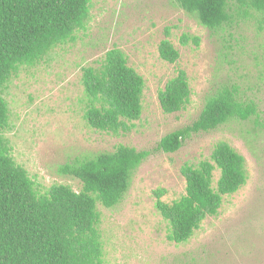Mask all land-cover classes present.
<instances>
[{"label":"rangeland","instance_id":"1","mask_svg":"<svg viewBox=\"0 0 264 264\" xmlns=\"http://www.w3.org/2000/svg\"><path fill=\"white\" fill-rule=\"evenodd\" d=\"M245 1L230 0L232 22L211 30L175 0H93L89 26L76 42L55 48L9 83L12 128L6 135L16 161L44 190L63 183L79 191L80 180L63 168L118 144L149 151L121 203L100 205L105 264H264V24ZM166 38L179 49L176 62L161 57ZM115 47L146 80L142 116L130 132L119 134L85 120L82 82L83 68L97 65ZM181 69L190 79L191 102L166 113L159 92ZM223 84H237L245 98L258 103L260 116L192 132L179 150L165 151L162 139L190 125L209 93ZM222 140L245 156L248 182L225 196L219 214L206 218L188 242L170 241L156 192L168 202L180 198L186 192L182 166L210 159ZM219 177L216 171L215 186Z\"/></svg>","mask_w":264,"mask_h":264},{"label":"trees","instance_id":"2","mask_svg":"<svg viewBox=\"0 0 264 264\" xmlns=\"http://www.w3.org/2000/svg\"><path fill=\"white\" fill-rule=\"evenodd\" d=\"M93 0H0V264H105L100 205L113 208L131 188L134 171L149 151L118 144L112 151L87 156L63 170L81 182L75 190L56 183L43 189L13 156L11 110L6 90L25 67L47 60L52 51L74 43L91 21ZM264 24V0H246ZM211 30L233 20L230 0H175ZM188 41V36H183ZM198 38H195V42ZM161 57L176 62L179 49L166 38ZM84 118L97 130L128 133L143 113L144 76L130 65L127 54L112 48L97 65L83 68ZM187 71L179 70L159 92L166 113L182 111L191 102ZM260 116L258 103L245 98L237 84L211 91L197 118L166 135L161 147L176 152L192 132H210L231 121ZM186 192L171 202L156 192L157 209L168 222L167 237L188 242L206 218L217 216L224 197L235 194L249 179L247 161L227 141L218 142L210 159L182 166ZM220 172L216 186L215 172Z\"/></svg>","mask_w":264,"mask_h":264}]
</instances>
